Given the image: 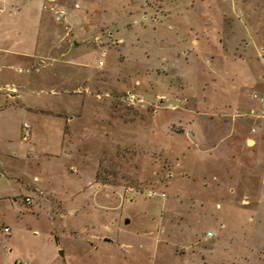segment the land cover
I'll return each mask as SVG.
<instances>
[{
	"label": "rangeland",
	"instance_id": "374dc122",
	"mask_svg": "<svg viewBox=\"0 0 264 264\" xmlns=\"http://www.w3.org/2000/svg\"><path fill=\"white\" fill-rule=\"evenodd\" d=\"M0 8V264H264V0Z\"/></svg>",
	"mask_w": 264,
	"mask_h": 264
},
{
	"label": "built area",
	"instance_id": "2783aa9c",
	"mask_svg": "<svg viewBox=\"0 0 264 264\" xmlns=\"http://www.w3.org/2000/svg\"><path fill=\"white\" fill-rule=\"evenodd\" d=\"M61 15V14H60ZM30 136V126L27 124V123H24L23 127H22V138L23 139H27L28 137ZM127 191L128 192H132L133 189L128 187L127 188ZM147 194L152 196V195H156L157 192L154 191V190H148L147 191ZM162 195H164V193H162ZM24 201L27 202V203H30L31 202V199L29 196H25L24 197ZM2 233L3 234H6V235H9L11 233V228L7 225L3 226L2 227ZM16 264H28L26 261H22V260H17L16 261Z\"/></svg>",
	"mask_w": 264,
	"mask_h": 264
},
{
	"label": "crops",
	"instance_id": "0c3cea01",
	"mask_svg": "<svg viewBox=\"0 0 264 264\" xmlns=\"http://www.w3.org/2000/svg\"><path fill=\"white\" fill-rule=\"evenodd\" d=\"M2 10H3V8H0V14H1V12H2ZM2 50H4V49H2ZM6 85H7V88H9L13 93H15V92H17L18 90L15 88V87H13V85L12 86H8V83H6ZM13 93H11V94H7L8 96H11V97H14V94ZM16 97H19L20 96V94L19 93H16V95H15Z\"/></svg>",
	"mask_w": 264,
	"mask_h": 264
},
{
	"label": "bare ground",
	"instance_id": "6f19581e",
	"mask_svg": "<svg viewBox=\"0 0 264 264\" xmlns=\"http://www.w3.org/2000/svg\"><path fill=\"white\" fill-rule=\"evenodd\" d=\"M251 142V141H250Z\"/></svg>",
	"mask_w": 264,
	"mask_h": 264
}]
</instances>
